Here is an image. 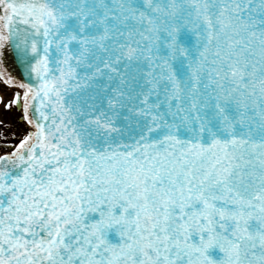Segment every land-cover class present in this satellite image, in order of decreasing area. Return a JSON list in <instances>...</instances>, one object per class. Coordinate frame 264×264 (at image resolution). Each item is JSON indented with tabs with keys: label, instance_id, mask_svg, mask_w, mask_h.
Instances as JSON below:
<instances>
[{
	"label": "snow or ice",
	"instance_id": "obj_1",
	"mask_svg": "<svg viewBox=\"0 0 264 264\" xmlns=\"http://www.w3.org/2000/svg\"><path fill=\"white\" fill-rule=\"evenodd\" d=\"M0 264H264V0H0Z\"/></svg>",
	"mask_w": 264,
	"mask_h": 264
}]
</instances>
